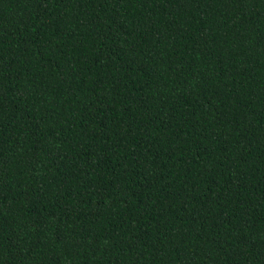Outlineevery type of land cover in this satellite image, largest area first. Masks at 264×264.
Segmentation results:
<instances>
[{
	"label": "trees",
	"instance_id": "trees-1",
	"mask_svg": "<svg viewBox=\"0 0 264 264\" xmlns=\"http://www.w3.org/2000/svg\"><path fill=\"white\" fill-rule=\"evenodd\" d=\"M0 264H264V0H0Z\"/></svg>",
	"mask_w": 264,
	"mask_h": 264
}]
</instances>
